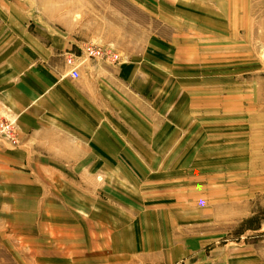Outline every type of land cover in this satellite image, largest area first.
Returning a JSON list of instances; mask_svg holds the SVG:
<instances>
[{"label":"crops","instance_id":"0c3cea01","mask_svg":"<svg viewBox=\"0 0 264 264\" xmlns=\"http://www.w3.org/2000/svg\"><path fill=\"white\" fill-rule=\"evenodd\" d=\"M147 2L0 0V116L17 136L0 135V264H209L220 241L218 264H244L230 226L264 230V76L202 72L257 68L243 54L264 0H154L169 39L117 76L84 53L113 45L118 5Z\"/></svg>","mask_w":264,"mask_h":264},{"label":"rangeland","instance_id":"374dc122","mask_svg":"<svg viewBox=\"0 0 264 264\" xmlns=\"http://www.w3.org/2000/svg\"><path fill=\"white\" fill-rule=\"evenodd\" d=\"M154 0H148L146 4L139 5V4H120L119 7L125 9V18L120 21L122 25L115 27H111L108 29V33L114 36L115 42L112 43L113 45H108L106 42L99 41L97 44L104 49H108L113 56L103 57V58H93L97 60L108 61L109 64L115 67L116 76L122 74V66L127 61L132 60L133 58H138V53H141L143 50H151L154 51L156 48L153 46V41L156 39L161 40V35L164 38L169 39V36H166L170 32V21L168 19H163L162 14L160 13L161 5L155 4ZM105 7L106 5H100ZM163 7H168L163 5ZM170 12V10H168ZM110 12H108L109 14ZM102 26H107V23L111 22L105 20H101ZM121 32V34H120ZM108 36V35H107ZM109 36V37H113ZM260 42L258 46H256V53L255 52H247L243 54V58H249L258 61L257 68L249 69L247 67L236 68V67H226V68H216L211 66V68H205L202 72H206L208 75L217 76V75H229L232 71L236 72L238 70H243V74L245 75H260V79L264 76V36H260ZM81 50V48H80ZM84 51V49H83ZM160 53V52H159ZM170 53V52H169ZM168 53V54H169ZM153 54H147L146 60H144L148 65L146 74L147 76L152 77V81L148 80L146 83L147 93H151V96L147 97L148 103H153L154 105V97L153 93L155 92V80L154 78L160 76L161 73L157 74L156 68L151 64L152 62L156 61ZM163 58H166V55L163 53ZM211 57V56H210ZM223 58L225 56H220L219 53L213 56L212 51V59L213 58ZM150 59V60H149ZM126 61V62H125ZM152 66V67H151ZM165 72L162 71V75H176L178 74L174 69H164ZM179 69V74L182 73L185 69ZM201 70V69H200ZM215 78V77H214ZM264 79V78H263ZM262 87H264V81L259 83ZM122 86V85H121ZM138 87V85H137ZM137 87L135 85H130V92L133 94V90ZM127 89V88H126ZM129 90V87H128ZM166 102V101H165ZM164 102V103H165ZM258 219H245L240 223H233L230 226L232 230L230 234L233 237H228V239L239 238L241 239V246L237 250L242 252V260L244 264H264V230H260L257 228ZM231 225V224H230ZM242 237H241V236ZM222 241L212 244L210 249H208V255L206 258H210L207 263L209 264H218L217 257H218V249H215L217 246H220ZM237 247V246H236ZM239 247V246H238ZM215 249V250H214ZM228 249V248H227ZM210 250V251H209ZM228 253V251H226ZM200 261H198L199 263ZM196 264V261L193 262ZM236 261L234 259H228L227 264H235ZM192 264V262L190 263Z\"/></svg>","mask_w":264,"mask_h":264},{"label":"built area","instance_id":"2783aa9c","mask_svg":"<svg viewBox=\"0 0 264 264\" xmlns=\"http://www.w3.org/2000/svg\"><path fill=\"white\" fill-rule=\"evenodd\" d=\"M84 53L88 57L93 58H103L108 56H113L108 49H104L103 47L98 46L94 43H89L84 48ZM78 61L77 57L74 54H70L67 57V62L69 65H72L73 69L71 71L72 77L79 76V65L76 64ZM0 135L6 137L14 144L17 143V136H16V127L13 120L0 116Z\"/></svg>","mask_w":264,"mask_h":264},{"label":"bare ground","instance_id":"6f19581e","mask_svg":"<svg viewBox=\"0 0 264 264\" xmlns=\"http://www.w3.org/2000/svg\"><path fill=\"white\" fill-rule=\"evenodd\" d=\"M78 59V58H77ZM76 64H78L79 65V61H78V63L76 62ZM79 70V69H78Z\"/></svg>","mask_w":264,"mask_h":264}]
</instances>
